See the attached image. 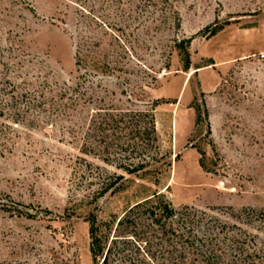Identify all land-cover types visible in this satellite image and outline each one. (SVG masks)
<instances>
[{"label": "rangeland", "instance_id": "obj_1", "mask_svg": "<svg viewBox=\"0 0 264 264\" xmlns=\"http://www.w3.org/2000/svg\"><path fill=\"white\" fill-rule=\"evenodd\" d=\"M262 55L264 0H0V79L27 94L20 123L0 114V264H93L89 213L108 221L154 192L264 247ZM110 105L153 113L162 157L145 170L116 167L139 158L102 136L80 151L77 126ZM155 243L111 244L110 264L177 263L174 242Z\"/></svg>", "mask_w": 264, "mask_h": 264}, {"label": "trees", "instance_id": "obj_2", "mask_svg": "<svg viewBox=\"0 0 264 264\" xmlns=\"http://www.w3.org/2000/svg\"><path fill=\"white\" fill-rule=\"evenodd\" d=\"M183 51L185 68H188L189 54L186 49ZM9 84L7 79H0V114L7 106L8 119L18 124L23 117L19 104L27 94L26 92L16 94L14 86L10 84L9 88L7 86ZM66 96L67 92H63L59 99ZM66 99L71 100V105L75 102L69 95ZM44 104V99L38 100L29 103L26 109L31 110ZM67 105L68 103L63 107L67 109L69 106ZM92 110L83 127L77 126L78 129L81 128L80 151L83 154L95 155L102 136L106 149L115 147V152L126 154L123 157L125 159L139 158L136 162H118L116 167L128 174L143 171L162 157L159 152V138L153 113L150 110H120L112 105L109 109L95 107ZM200 116L201 114L198 113L197 121ZM2 126L6 128L9 124ZM199 152L204 155L202 151ZM122 179V175L116 177V180ZM113 186L111 183L108 184L99 195L108 192ZM111 192H114V189ZM17 214L32 217L30 213L19 209ZM258 215L260 222L264 224V211L259 212ZM237 218L241 222L249 219L250 215L245 213ZM86 221L89 225V251L93 264H110L109 245L119 241H133L149 250L156 245L155 242L164 240L174 242L178 248L176 264H264V247H258L253 237H247L245 230L238 228L239 231L236 232L234 230L237 228L236 224L225 223L212 213L194 207L183 206L176 209L163 194L157 192L135 202L119 217L99 221L97 215L90 212ZM249 241L253 248H250ZM222 253L226 258H223Z\"/></svg>", "mask_w": 264, "mask_h": 264}, {"label": "built area", "instance_id": "obj_3", "mask_svg": "<svg viewBox=\"0 0 264 264\" xmlns=\"http://www.w3.org/2000/svg\"><path fill=\"white\" fill-rule=\"evenodd\" d=\"M262 56H264V55H262Z\"/></svg>", "mask_w": 264, "mask_h": 264}]
</instances>
